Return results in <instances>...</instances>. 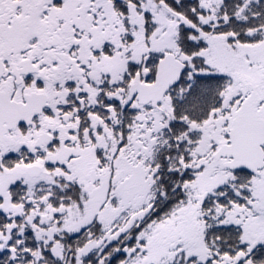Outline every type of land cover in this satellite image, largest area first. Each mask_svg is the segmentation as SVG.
Here are the masks:
<instances>
[{
	"label": "snow or ice",
	"instance_id": "snow-or-ice-1",
	"mask_svg": "<svg viewBox=\"0 0 264 264\" xmlns=\"http://www.w3.org/2000/svg\"><path fill=\"white\" fill-rule=\"evenodd\" d=\"M0 264H264V0H0Z\"/></svg>",
	"mask_w": 264,
	"mask_h": 264
}]
</instances>
